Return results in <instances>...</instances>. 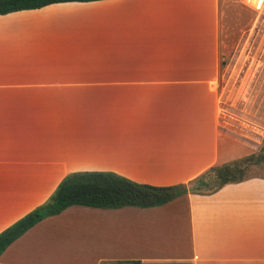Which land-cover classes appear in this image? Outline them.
Instances as JSON below:
<instances>
[{
    "label": "crops",
    "instance_id": "obj_1",
    "mask_svg": "<svg viewBox=\"0 0 264 264\" xmlns=\"http://www.w3.org/2000/svg\"><path fill=\"white\" fill-rule=\"evenodd\" d=\"M228 1L251 9L101 0L0 15V232L70 173L191 187L234 146L258 151L264 94L220 84ZM0 264H264V175L154 208L68 207Z\"/></svg>",
    "mask_w": 264,
    "mask_h": 264
},
{
    "label": "trees",
    "instance_id": "obj_2",
    "mask_svg": "<svg viewBox=\"0 0 264 264\" xmlns=\"http://www.w3.org/2000/svg\"><path fill=\"white\" fill-rule=\"evenodd\" d=\"M101 0H0V15L35 10L51 4L95 2ZM264 164V141L258 151L247 157L209 169L191 187H156L138 184L111 172H74L59 183L49 199L0 232V256L13 242L38 222L68 207L96 209L134 207L147 209L163 206L187 193H212L224 185L243 181L250 166Z\"/></svg>",
    "mask_w": 264,
    "mask_h": 264
},
{
    "label": "rangeland",
    "instance_id": "obj_3",
    "mask_svg": "<svg viewBox=\"0 0 264 264\" xmlns=\"http://www.w3.org/2000/svg\"><path fill=\"white\" fill-rule=\"evenodd\" d=\"M226 5L229 10L223 18L221 41L228 60L221 69V87L232 90L245 84L252 91L258 93L260 90L264 94V7L252 10L229 1ZM226 125L231 130H239L232 124ZM262 132L264 118L258 125V132L253 134L260 138ZM249 151L252 150L234 146L232 157L234 160L247 157ZM254 175H264V164L249 167L246 176Z\"/></svg>",
    "mask_w": 264,
    "mask_h": 264
},
{
    "label": "built area",
    "instance_id": "obj_4",
    "mask_svg": "<svg viewBox=\"0 0 264 264\" xmlns=\"http://www.w3.org/2000/svg\"><path fill=\"white\" fill-rule=\"evenodd\" d=\"M244 5L248 6L252 10H260L264 7V0H239ZM258 4V5H257Z\"/></svg>",
    "mask_w": 264,
    "mask_h": 264
},
{
    "label": "bare ground",
    "instance_id": "obj_5",
    "mask_svg": "<svg viewBox=\"0 0 264 264\" xmlns=\"http://www.w3.org/2000/svg\"><path fill=\"white\" fill-rule=\"evenodd\" d=\"M252 1V0H251ZM258 5V4H257Z\"/></svg>",
    "mask_w": 264,
    "mask_h": 264
}]
</instances>
